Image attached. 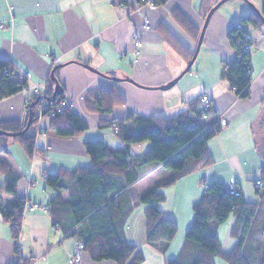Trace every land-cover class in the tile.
Listing matches in <instances>:
<instances>
[{
  "label": "crops",
  "instance_id": "crops-1",
  "mask_svg": "<svg viewBox=\"0 0 264 264\" xmlns=\"http://www.w3.org/2000/svg\"><path fill=\"white\" fill-rule=\"evenodd\" d=\"M202 1L165 0L155 5L152 0H0V24L4 27L0 29V60L9 61L20 78L27 81L25 89L0 101V122L23 120L27 100L36 95L33 88L45 90L51 81V72L57 68L55 76L64 89V100L72 102V109L87 123V129L80 136L58 139L42 132L49 124L46 119L38 121L29 133L36 135L35 144L41 153L36 152L32 157L26 156L18 143L7 140V153H0V163L18 179L15 193H7L6 173L0 171V204L9 207L20 197L29 204H38L41 209L23 212L16 241L10 225L0 214V264L18 261L69 264L70 255L81 242L75 234L77 231L70 235L73 231L52 228L49 214L43 209L57 195L69 199L68 191L48 187L43 174L61 171L70 174L74 169L91 167V158L85 151L87 142L98 141L111 150L121 151L123 143L116 128H99L102 118L121 120L124 129L132 135L136 124L124 119L127 113L170 119L187 109L188 102L206 96L219 121H226V126L207 144L211 162L162 190L165 195L160 203L162 213L173 218L178 226L175 238L164 253L145 243L143 207L136 205L129 213L123 235L128 243L141 250L144 259L140 264H166L175 258L194 219L192 205L200 199L206 184L212 181L233 184L244 200L254 204L260 201L253 182L264 169L259 144L263 138L259 123L264 116V25L259 28L250 23L243 25L253 38L249 54V98L239 99L221 77L223 64L235 58L227 33L242 16L252 11L243 0L226 1L210 17L193 65L170 89H141L128 82L110 81L85 67L107 76H127L149 88L164 86L179 76L190 61L172 42L178 43L185 55L192 56L198 42L172 13L179 12L201 32L205 21L200 8ZM248 1L261 10L260 0ZM144 15L151 21L149 31L144 30ZM135 34L141 41L136 50L132 43ZM113 85L125 98L123 106L114 107L111 115L103 117L85 109L84 97L88 93L109 90ZM149 147L146 141L131 146L130 151L141 154ZM137 172V181L129 186L136 198L162 177L159 166L154 164ZM233 223L231 218L225 227L216 230L225 252L234 246L229 233ZM222 228L226 236L224 244L219 233ZM81 264L116 263L95 262L83 252Z\"/></svg>",
  "mask_w": 264,
  "mask_h": 264
},
{
  "label": "trees",
  "instance_id": "trees-1",
  "mask_svg": "<svg viewBox=\"0 0 264 264\" xmlns=\"http://www.w3.org/2000/svg\"><path fill=\"white\" fill-rule=\"evenodd\" d=\"M152 1L155 5L165 2ZM219 1H202L200 8L204 20ZM260 5L264 14V0H260ZM172 16L194 41H198L200 31L194 28L188 19L176 11H173ZM248 23L258 28L263 25L260 18L251 11L247 16L240 18V28H237L238 24L231 27L227 39L235 51V58L233 62L224 63L221 68V77L228 82L239 99H247L250 96V52L247 53L243 49L246 43L244 36L248 34L243 25ZM172 44L190 60L192 55H185L178 43ZM26 86L27 81L20 78L14 66L7 60H0V101L15 95ZM53 89L54 84L50 81L42 101L37 94L27 100L23 120L0 122V131L3 130L4 133L21 132L27 124L31 107L33 124L26 133L12 138L0 134L1 154L7 153V140L18 143L28 157H32L36 152L41 153L35 144L36 135L30 134L29 131L37 124V110L43 103L47 105V111H44L42 116L49 124L42 132L48 136L70 139L80 136L87 129L86 121L73 109L56 113L55 110L64 100V96L60 94L52 98ZM201 97L188 102L187 109L170 119L127 113L124 119L136 124V131L132 135L124 129L121 120L102 118L99 128H116L123 149L111 150L104 143L87 142L85 151L91 158V167L74 169L70 174L65 171L43 174L48 187L59 192L68 191L69 199L57 195L46 206H42L49 214L52 228L63 232L73 231L70 235L76 230L75 234L83 244V252H87L95 262L110 260L116 264H140L144 259L142 252L127 242L123 235V226L133 207L141 205L145 243L161 254L164 253L175 238L178 226L173 218H168L162 213L160 203L165 198L162 190L175 184L180 177L195 168L211 162L207 144L222 129L216 120L210 100L205 107L200 102ZM124 103L125 98L119 94L115 85L109 90L91 91L84 97L85 109L102 117L111 115L114 107L123 106ZM259 127L263 130L260 123ZM146 141L150 143L146 152L136 155L131 153V146ZM148 164L159 166L162 177L148 191L136 198L131 194L129 186L138 179L137 169ZM0 171L6 173V192L15 193L18 177L11 174L4 163H0ZM64 176L70 179L65 180ZM260 178L261 187L257 188L255 181L253 182L260 199L256 204L244 200L240 191L230 193L225 184L216 181L206 184L200 199L192 205L194 219L191 227L185 232L182 248L175 258L166 264H214L216 257L222 258L226 264H258L261 254L260 262L263 264L264 214L261 223L259 215H262L260 205L264 202V169ZM26 203L27 200L19 197L9 207L0 204L1 218L10 225L15 241L20 234L23 207ZM229 217L233 218L234 222L229 233L235 244L225 252L215 231ZM258 239L261 249L263 248L261 253L257 248ZM14 264L25 263L18 261Z\"/></svg>",
  "mask_w": 264,
  "mask_h": 264
},
{
  "label": "water",
  "instance_id": "water-1",
  "mask_svg": "<svg viewBox=\"0 0 264 264\" xmlns=\"http://www.w3.org/2000/svg\"><path fill=\"white\" fill-rule=\"evenodd\" d=\"M226 1H229V0H220L219 2H217L215 4L214 7H212V9L208 12V14L206 15L205 17V21H204V24L201 28V32H200V35L198 37V42L196 44V48H195V53L194 55L192 56V58L190 59L188 65L186 66V68L181 72V74L179 76H177L174 80L166 83L164 86H159V87H154V88H149L147 86H141L139 84H137L133 79L125 76V77H122V78H119V77H115V76H107V75H104L102 73H99L97 72L94 68L92 67H88V66H85L88 70L94 72L95 74L99 75V76H102V77H105L106 79H109L110 81H114V82H128L132 85H135L141 89H158V90H162V91H165L167 89H170L172 87H174L176 85V82L181 78L183 77L187 71L190 70L191 66L193 65L194 63V60L198 54V50L203 42V36H204V33L206 31V26L209 22V20L211 19L210 17L216 12V10L224 3H226ZM247 5H249L252 9V11L260 18L262 24L264 25V16L261 12V10H259V8H256L252 3H250L248 0H243ZM61 65H58L57 67H59ZM57 70V68H55L51 74H50V77L49 79H51V82L54 84V93L52 94V98H55L56 96L60 95V94H63V90L59 84V81L58 79H56V76H55V71ZM26 126L24 128L23 131L21 132H16L15 134H11V133H4L2 131H0V134H3V135H7V136H10V137H16L18 135H23L24 133L27 132V130L32 126L33 124V118H32V112H31V107L29 109V115H28V118H27V122H26ZM262 149H263V152H264V142H262ZM264 154V153H263ZM264 231V230H263ZM263 242H264V233H263ZM263 264H264V261H263Z\"/></svg>",
  "mask_w": 264,
  "mask_h": 264
},
{
  "label": "built area",
  "instance_id": "built-area-1",
  "mask_svg": "<svg viewBox=\"0 0 264 264\" xmlns=\"http://www.w3.org/2000/svg\"><path fill=\"white\" fill-rule=\"evenodd\" d=\"M121 5H123V4H121ZM143 21H144V30L145 31L151 30V21L149 20V17L144 15ZM240 27H241V25L238 24L237 28H240ZM1 28H4L3 24H0V29ZM244 38H245L246 43H245L243 49L245 50V52L249 53L251 51V48L253 47V38L251 37L250 33L246 34L244 36ZM140 42L141 41L139 39V36L137 34H135L133 37V42H132L135 50L141 46ZM33 89L35 91V94H37L39 96L40 100L42 101L44 98V94H45L44 88H39V87L35 88L34 87ZM200 102L203 105H205V107H207L208 106L207 104L209 103V99L206 96H202L200 99ZM69 108H71V109L73 108V103L70 101H67V100H63L61 102V104L58 106V108H56L55 111H56V113L59 114V113H62L63 110L69 109ZM44 111L45 112L47 111V105L43 103V104H41V106H39V108L37 110L39 121L44 119L42 116ZM216 120L219 122L220 126H222V127L226 126V121L224 119L219 121V118H217ZM255 185L257 188L262 186V182H261V179L259 177H257V179L255 180ZM226 188L232 194L239 192L238 189L233 184L226 185ZM39 209H41V207L38 204L26 203L23 207V212L26 213V212H30V211H34V210H39ZM82 248H83V244L81 242H79L75 248V251L70 255V257L68 259L69 264H81V256L83 254Z\"/></svg>",
  "mask_w": 264,
  "mask_h": 264
},
{
  "label": "rangeland",
  "instance_id": "rangeland-1",
  "mask_svg": "<svg viewBox=\"0 0 264 264\" xmlns=\"http://www.w3.org/2000/svg\"><path fill=\"white\" fill-rule=\"evenodd\" d=\"M38 120H37V122L39 121V118H37ZM37 125V124H36ZM35 126V125H34ZM34 126L31 128V130H30V132H33V130H34ZM10 138H12V137H10ZM10 141H12V140H10ZM257 142H258V140H257ZM262 142H264V137L262 138ZM262 142L261 143H259L260 145H261V148H260V150H261V152H262V155L264 156V152H263V149H262ZM143 143H145V142H143ZM13 144V143H12ZM259 175H258V177L260 178V175H261V171L258 173ZM261 179V178H260ZM260 210H261V213H262V215H259V221H260V223L262 222V216H263V214H264V202L260 205ZM230 219H231V217H229L227 220L228 221H230ZM227 220L225 221V223L224 224H222V225H220V226H218V228L219 227H225L226 225H227ZM216 230H217V228H216ZM230 231V230H229ZM216 232V231H215ZM219 233H220V239H221V243L222 244H224V242H225V239H226V236H225V233H223V228L222 229H220L219 230ZM216 235H218V233L216 234ZM230 238H231V242L233 241V243H234V240L232 239V237H231V235H230ZM257 242V248H258V252H263V248L261 249V246H260V244H261V242H259V239L256 241ZM235 244V243H234ZM261 258H262V254L259 256V260H258V264H260L261 262H260V260H261ZM214 264H226V262L222 259V258H220V257H216V259H214ZM262 264V263H261Z\"/></svg>",
  "mask_w": 264,
  "mask_h": 264
},
{
  "label": "flooded vegetation",
  "instance_id": "flooded-vegetation-1",
  "mask_svg": "<svg viewBox=\"0 0 264 264\" xmlns=\"http://www.w3.org/2000/svg\"><path fill=\"white\" fill-rule=\"evenodd\" d=\"M260 124H261L262 129H263V130H261L260 133H261V135H263V137H264V116H263V118L261 119Z\"/></svg>",
  "mask_w": 264,
  "mask_h": 264
},
{
  "label": "bare ground",
  "instance_id": "bare-ground-1",
  "mask_svg": "<svg viewBox=\"0 0 264 264\" xmlns=\"http://www.w3.org/2000/svg\"><path fill=\"white\" fill-rule=\"evenodd\" d=\"M3 131V130H2Z\"/></svg>",
  "mask_w": 264,
  "mask_h": 264
}]
</instances>
